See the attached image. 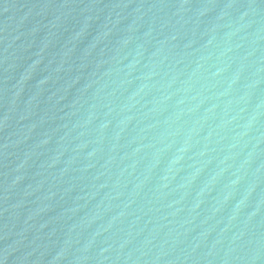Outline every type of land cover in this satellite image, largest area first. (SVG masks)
Instances as JSON below:
<instances>
[{"label": "water", "instance_id": "water-1", "mask_svg": "<svg viewBox=\"0 0 264 264\" xmlns=\"http://www.w3.org/2000/svg\"><path fill=\"white\" fill-rule=\"evenodd\" d=\"M0 264H264V0H0Z\"/></svg>", "mask_w": 264, "mask_h": 264}]
</instances>
